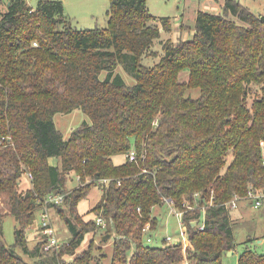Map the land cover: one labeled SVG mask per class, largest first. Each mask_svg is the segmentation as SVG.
I'll list each match as a JSON object with an SVG mask.
<instances>
[{
  "label": "trees",
  "instance_id": "1",
  "mask_svg": "<svg viewBox=\"0 0 264 264\" xmlns=\"http://www.w3.org/2000/svg\"><path fill=\"white\" fill-rule=\"evenodd\" d=\"M147 1L110 0L107 27L92 29L74 26L61 0H10L0 12V264H92L93 242L77 252L92 231L115 234L111 264H223L237 247L226 204L264 191V14L240 0L199 10L193 38L162 40L164 55L148 66L144 55L172 19L161 28ZM75 109L90 122L65 139L54 117ZM119 155L125 162L115 163ZM72 173L80 185L69 191ZM97 186L96 218L85 221L78 205ZM3 194L18 223L12 246ZM50 194L64 195L71 236L48 251L46 236L31 247L27 230ZM169 201L183 213L189 247L153 245L144 232L156 228L154 207ZM255 239L243 242L238 264H264Z\"/></svg>",
  "mask_w": 264,
  "mask_h": 264
},
{
  "label": "rangeland",
  "instance_id": "2",
  "mask_svg": "<svg viewBox=\"0 0 264 264\" xmlns=\"http://www.w3.org/2000/svg\"><path fill=\"white\" fill-rule=\"evenodd\" d=\"M65 5V13L71 19L74 26L79 29L85 28H105L108 25L107 11L110 7V0H61ZM223 0H148V8L152 15L155 17V23H157L162 28L161 18L170 17L172 19V30L166 32L162 29V36L157 39L155 44L151 47V50L147 55H144L142 63L148 66H152L159 62L161 57L164 55L162 48V40L171 39L176 41L177 39H192L194 35L195 28V16L196 12L199 10H208L214 12H221L220 3ZM242 4L249 6L254 12L262 13L264 12V0H241ZM39 0H31V6L36 7ZM246 3H249L246 4ZM8 0H2L0 4V12H5L7 9ZM211 5L216 6L214 10H211ZM220 8V9H219ZM262 11V12H259ZM118 72L122 74L124 79L129 85H132L136 80L129 75L122 66L117 69ZM107 72L102 74V78L105 77ZM189 73L188 71H183L181 73V79H187ZM191 93L192 96L197 97L200 95V89L189 90L188 94ZM257 95V91H254ZM253 94L249 98V103H251L255 97ZM56 126L62 132L65 139H68L74 129L79 127L84 121L90 122L89 116L84 113L81 109H75L69 114L57 113L54 117ZM125 159L124 155H119L114 157L115 163H120ZM53 164H58V158L50 159ZM73 179V180H72ZM80 184L74 175H70L67 186L68 190L77 188ZM31 186L30 180L25 175L22 178V188L27 189ZM79 187V186H78ZM102 189L97 186L92 188L88 197L82 200L79 205V211L83 215L85 221L90 219H95L96 217L92 212V208L102 197ZM7 195L3 194L2 197V211L5 214L3 218V240L7 246H12L16 242V229L18 228V223L10 213V207L7 201ZM242 204L249 203L251 206L247 209V216L243 217L240 214L241 205L238 203V207L231 209V216L235 219V237L238 243L237 247L232 250V253L225 252L223 254V264H238L239 257L244 250V244L248 238L257 237L249 245L259 253H264V241L260 243V239L264 240V212H261L260 208H256L249 201L243 199ZM247 201V202H246ZM212 203V200L210 201ZM189 204V203H187ZM178 210L173 207V204L169 201L162 206H156L153 210V215L157 218L155 220L156 228L149 231L146 236L151 235L153 240L151 243L153 245L162 246L167 242V238L171 237L169 242L181 241L184 247L190 246V241L187 233L183 228L182 217L178 214ZM69 205L67 203H62L57 208H52L50 210V220L55 228L56 235L60 242L68 240L71 236L69 229L65 224V217L69 214ZM205 220V212L202 211L199 224L203 225ZM41 225V215L37 214L36 221L34 225L27 230L28 239L30 246L34 247L38 240L42 239V232L40 229ZM151 228L152 225L150 224ZM103 232L92 231L87 234L86 240L83 245L78 248V253L89 248L91 242L94 243L95 248L93 252L95 258L92 264H111V257L114 250L115 234L111 233L109 237L104 239ZM186 240V241H185ZM93 245V246H94ZM186 248V247H185ZM105 254V255H104ZM72 259V258H71ZM32 261V260H30Z\"/></svg>",
  "mask_w": 264,
  "mask_h": 264
},
{
  "label": "built area",
  "instance_id": "3",
  "mask_svg": "<svg viewBox=\"0 0 264 264\" xmlns=\"http://www.w3.org/2000/svg\"><path fill=\"white\" fill-rule=\"evenodd\" d=\"M28 4H30L31 0H25ZM31 5V4H30ZM130 159L133 161L136 159L135 153H130ZM79 179V177H78ZM106 180H103V182ZM245 200L249 201L251 204H253L256 208H260L264 206V191L256 192L254 190H250L249 194L244 198ZM243 199L239 196H236L231 202H228L226 206L228 208L234 209L238 207V203L242 201ZM64 202V195H56V194H50L48 195L43 203L42 206V215H41V225H42V234L46 236L48 243L45 247L46 250H50L53 247H59L60 241L56 235L55 228L53 227L51 220H50V210L51 205H58ZM180 216H182V212H178ZM97 223L102 226V228H106V222L102 217L97 218ZM201 229H203V225L200 226ZM151 229L150 224H148L144 228V232L148 233ZM171 237L167 238V241H169ZM148 241H152V238H148ZM176 243V242H173ZM187 247V244L186 246Z\"/></svg>",
  "mask_w": 264,
  "mask_h": 264
},
{
  "label": "crops",
  "instance_id": "4",
  "mask_svg": "<svg viewBox=\"0 0 264 264\" xmlns=\"http://www.w3.org/2000/svg\"><path fill=\"white\" fill-rule=\"evenodd\" d=\"M241 1V0H240ZM207 2H210V0H207ZM224 2H225V0H223L222 2H217L218 4L220 3V8H221V10H222V8H223V5H224ZM242 2V1H241ZM10 4V0H8V4H7V7H8V5ZM245 4V3H244ZM246 4H248L249 5V3H246ZM209 8H212L211 10H214L215 8H217L216 6H214V5H211V7H209ZM219 8V9H220ZM198 12V11H197ZM197 12H196V15H197ZM259 12H262V11H259ZM263 14H264V12H262ZM195 18H196V16H195ZM125 160H126V158L124 159V160H122L120 163H117V164H121V163H123V162H125ZM50 163H52L51 162V160H50ZM53 164V163H52ZM71 175H74L75 177H76V175L74 174V173H72ZM73 180V179H72ZM76 180L80 183V181H79V179H78V177H76ZM80 184H78V186H79ZM77 186V187H78ZM243 201L244 200H242L241 202H240V204H239V206L241 205V210L239 211L240 212V214L241 215H243V217H245V216H247V214H248V211H247V209L251 206L249 203H244V204H242L243 203ZM247 202V201H246ZM261 209V212H264V206H263V208H260ZM235 220V219H234ZM256 239H257V237H255ZM187 240H188V238H187ZM186 241V240H185ZM264 240L263 239H260V243H262Z\"/></svg>",
  "mask_w": 264,
  "mask_h": 264
},
{
  "label": "water",
  "instance_id": "5",
  "mask_svg": "<svg viewBox=\"0 0 264 264\" xmlns=\"http://www.w3.org/2000/svg\"><path fill=\"white\" fill-rule=\"evenodd\" d=\"M197 223H198V221H194L193 225L195 226ZM109 236H110V234L104 236L103 238L106 239V238L109 237ZM229 252L232 253V251H229Z\"/></svg>",
  "mask_w": 264,
  "mask_h": 264
}]
</instances>
